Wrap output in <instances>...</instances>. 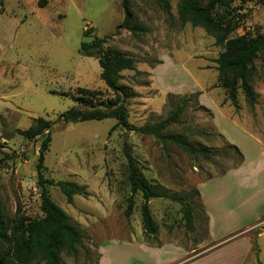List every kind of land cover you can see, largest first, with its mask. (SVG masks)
I'll use <instances>...</instances> for the list:
<instances>
[{"label": "rangeland", "instance_id": "rangeland-1", "mask_svg": "<svg viewBox=\"0 0 264 264\" xmlns=\"http://www.w3.org/2000/svg\"><path fill=\"white\" fill-rule=\"evenodd\" d=\"M129 1L140 31H116L124 19L121 0H0V202L11 219L17 214L30 219L43 216L37 186L42 139L27 140L18 130L28 129L40 117L50 120L52 140L45 154V176L86 188V194L76 195L69 204L59 188L48 187L52 200L81 232L78 252H63L62 264H99L104 246L109 247L106 264H160L165 260L164 264H173L183 254L175 245L187 250L207 244V220L196 194L199 184L225 174L240 160L228 148L236 144L222 134L229 118L243 131L235 137L244 156L258 162L264 151V50L255 61L252 81L258 102L251 106L240 93L236 109L219 87L215 61L223 49L202 28L180 23L177 8L182 0H170L171 14L155 0ZM224 15L236 25L232 36L264 32V9L257 0L238 1ZM84 31L89 34L84 36ZM95 36L107 38L105 49L122 51L138 61L134 70L121 73L119 82L135 92L126 102L132 124L143 126L167 117L177 104L175 99L168 100L171 93L201 92L198 102L190 103L182 116L183 124L171 126L169 132L185 133L195 144L219 150L220 155L204 161L172 144L164 146L152 136L121 127L111 131L116 125L111 118L81 123L60 120L61 114L78 106L79 88L99 91L96 103L113 97L101 79L97 57L80 50L83 41L90 42ZM124 142L152 183L179 195L195 192L193 232L185 228L181 205L169 199L150 201L158 227L156 239L144 233L141 195L135 197L133 214L125 216L131 194ZM255 142H262L259 149ZM146 243L165 245L166 250L151 259L144 251ZM260 244L264 260V238ZM208 250L203 247L196 254ZM247 250L240 238L200 262L222 264L246 256ZM246 261L257 263L248 255ZM8 264L16 263L10 260ZM31 264L44 263L38 259Z\"/></svg>", "mask_w": 264, "mask_h": 264}, {"label": "trees", "instance_id": "trees-1", "mask_svg": "<svg viewBox=\"0 0 264 264\" xmlns=\"http://www.w3.org/2000/svg\"><path fill=\"white\" fill-rule=\"evenodd\" d=\"M155 1L162 6L167 14H171L170 0ZM238 1L243 0H182L177 8L178 19L182 25L189 23L195 28H202L215 39L216 45L222 47L223 51L215 61L219 87L225 91L226 100L230 101L236 109L239 108L240 93L244 95L251 106H255L258 102L259 96L254 90L252 81L256 73L255 61L264 50V32L255 36H232L236 25L227 22L224 13L229 15L233 4ZM257 2L264 9V0H257ZM121 6L124 11V19L116 31L121 29L131 32L140 31L135 23L130 1L121 0ZM219 11L224 13L219 14ZM87 34L89 32L84 31V36ZM106 40L107 38L95 36L90 42L83 41L80 50L88 57H97L101 67V79L113 93V97L96 103L99 91L79 88L78 96L75 98L78 106L61 114L60 120L65 123H81L111 118L116 120V125L111 131L121 127L125 131L152 136L164 146L172 144L189 156L204 161H211L219 156V150L199 146L192 142L185 133L169 132L171 126L183 124L182 116L190 103L198 102L197 98L201 92L190 95L171 93L168 95V100L175 99L177 104L167 117L143 126H136L130 122L126 102L135 97V92L119 82L121 73L126 70H134L138 61L122 51L105 49ZM200 108L212 116L208 108L203 105ZM52 125L53 122L40 117L34 119L28 129L18 130V133L27 140L42 139L37 162V186L40 189L43 216L38 219H30L17 214L15 218L11 219L0 202V264H8L10 260L16 264H31L38 259L44 264H62L61 254L63 252L71 254L78 252L81 232L71 222L67 213L52 200L48 187L59 188L69 204L73 203L76 195L86 194V188L70 181H55L45 176V154L52 140ZM228 148L240 157L239 162L230 167L231 170L236 169L243 163L244 156L237 146L229 145ZM123 154L126 160L127 183L131 194L127 199L125 216L129 217L133 214L136 205L135 197L141 195L143 199L141 218L144 233L148 239H156L158 227L151 213L150 201L169 199L181 205L185 228L187 231L193 232L197 213V208L193 205L192 200L195 192L179 195L171 193L161 185L152 183L144 174L128 142L123 144ZM196 194L201 201L200 193ZM202 210L204 212L203 206ZM206 220H208L207 217ZM253 250L256 255L259 253L256 240L253 241Z\"/></svg>", "mask_w": 264, "mask_h": 264}, {"label": "crops", "instance_id": "crops-1", "mask_svg": "<svg viewBox=\"0 0 264 264\" xmlns=\"http://www.w3.org/2000/svg\"><path fill=\"white\" fill-rule=\"evenodd\" d=\"M229 122L227 128L222 130V134L229 143L236 144L240 148L235 133L242 134L243 131L231 123V117ZM255 143H257L256 147L258 149L262 145V142ZM263 154L264 151H261L258 162H255L257 159L254 161L249 160L243 154L244 161L238 168L227 171L221 177L210 178L199 184L204 216L208 219V239L205 241L207 244L203 247L208 246L209 250L204 254H196V251L203 247L200 248V245H194L187 247L186 250L182 246L175 245L183 254L181 259L173 264H201L200 260L202 258L214 253L220 247L234 243L240 238L247 243L248 257L257 260V263L250 262L249 264H264V260L261 258L263 253L260 244V240L264 238ZM254 240L258 243L259 253L257 255L253 250ZM143 246L146 255L151 259V256L159 255L166 250L165 245L156 247L146 243ZM107 248L109 247L104 246L101 248L99 264H106L109 261L107 252L105 253ZM247 255L227 259L222 264H247ZM161 259H166V256L164 255V258L161 257ZM165 261L160 264H164ZM216 264L218 263L216 262Z\"/></svg>", "mask_w": 264, "mask_h": 264}]
</instances>
